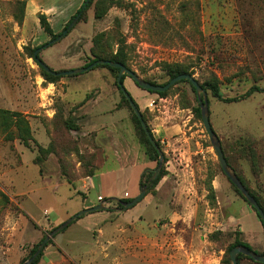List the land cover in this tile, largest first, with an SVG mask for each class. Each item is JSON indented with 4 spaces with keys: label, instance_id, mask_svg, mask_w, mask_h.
Masks as SVG:
<instances>
[{
    "label": "rangeland",
    "instance_id": "374dc122",
    "mask_svg": "<svg viewBox=\"0 0 264 264\" xmlns=\"http://www.w3.org/2000/svg\"><path fill=\"white\" fill-rule=\"evenodd\" d=\"M83 1L42 0L53 12L35 6L26 17L27 3L0 0V107L25 114L35 139L27 147L0 137V264L29 259L44 235L96 201L90 177L107 157L102 130L115 122L136 135L116 72L99 66L49 81L31 56L50 39L39 15L57 33ZM111 1L93 0L67 35L39 50L42 62L54 71L82 67L93 57L94 36L105 32L110 49L121 47L145 80L164 83L168 65L180 64L202 84L217 80L225 97L264 87V0ZM133 83L126 76L123 85L136 102L138 93L147 102L139 107L160 140L168 173L127 209L115 199L77 217L38 264H227V247L237 237L264 252V227L224 173L194 111L191 84L177 82L160 95ZM205 87L231 168L264 204V91L224 101ZM37 144L52 150L38 162ZM108 152L106 166H117L116 152Z\"/></svg>",
    "mask_w": 264,
    "mask_h": 264
},
{
    "label": "trees",
    "instance_id": "16d2710c",
    "mask_svg": "<svg viewBox=\"0 0 264 264\" xmlns=\"http://www.w3.org/2000/svg\"><path fill=\"white\" fill-rule=\"evenodd\" d=\"M84 2H85V0L82 2L81 6L76 11V13L65 24L64 28L61 31L57 32V33L53 31L50 23L47 20L46 14L45 13H41L39 15L40 24L44 28V30L50 35V39L47 42H45L44 44L36 46L31 51V56L34 58V60L38 64H39L40 61H42V59L40 58V51H38L36 53V50L40 49V48H43L44 45L48 44L49 41H51L52 39L57 38L59 35H62V36L67 35L68 32L70 31V29L67 31V33L63 34L64 30L67 29V27L70 24V22L73 20V18L78 13L81 12V15H80L79 19L84 17V10H86L92 4L93 0H90L86 7L83 6ZM112 2L113 1L108 0V5H112ZM26 3H27L26 0H22L21 4H22L23 8H25ZM98 3H100V2H97L96 6H95V16L99 18V17H101L103 15V10H100V6H99ZM118 42H119V44L121 43L120 41H118ZM110 46H111V40L109 38V34H107L105 32L97 33L94 36V38H93V47L91 49L93 57L90 59V61L86 62L84 64V66H87V65L91 64L92 62H94V61H96L98 59H107V60L121 62L124 65L130 67L128 65V57H127L126 52H124L121 49V47H119L114 52V51H112L110 49ZM99 66L107 67L111 71L116 72V74H115L116 81L115 82H116V85H117L118 89L120 90V93H121L122 97L124 98L125 102L127 103V105L130 107V109L132 111L136 136H137V138H138V140H139V142H140V144H141V146L143 148V151L146 153L147 157L150 160L156 161V166L154 168H145L143 170L142 174H141V177H140V189L142 187H146L147 194L150 193V192H154L155 188L158 185V183L160 182V180L168 173V171L166 170L165 164L159 170V172L155 175V168L158 166V163H159V151L155 147V145L153 144L151 139L148 137L145 129L142 126V123H141L139 117L133 111V109H132V107L130 105V102L128 101V99L124 95V92L121 90V85L117 82V76H118L119 68L113 67V66H111L109 64H98L95 67H99ZM40 67L42 69V73L45 75V77L49 81H55L56 79H58V78H60L62 76V75L51 74V73L47 72L42 66H40ZM181 73H190L191 75H193V73L190 70H188V68L184 67L183 65H180V64H178V65H168V74L170 76L169 80L171 78L181 74ZM126 76H128V75L127 74H123L122 77H121L122 85H123V82H124V79L126 78ZM168 81H166L164 83H156V82H152V81H150V82L151 83H155V84H166ZM181 81H188L191 84V82L189 80H187V79H181L178 82H181ZM202 85H204V86L207 85L209 87V89H211L213 95H215L216 97H218L219 99L224 100V101H235V100H239V99H242V98H246V97L250 96L251 94H253L255 91H264V87L259 86V85H252L246 92H244L243 94H241L239 96L225 97V96H223L221 94L220 86H219V83H218L217 80L210 81V82L207 81L206 83H204ZM191 87H192L193 91L195 92V88L193 87L192 84H191ZM169 89H167L165 91H150V90H147V89H145V90H147L149 92H153V93H158V94L161 95V94H165L166 92H168ZM131 97H132V95H131ZM132 99L136 103V105L139 107V105L135 101V99L133 97H132ZM139 109H140V107H139ZM140 111H141V109H140ZM194 111L198 115V117L201 118V112H200V105L199 104H197V106L195 107ZM141 113H142V116H143L144 120L147 122L144 113L142 111H141ZM148 128H149V131L151 133V136L154 138V140L156 141V143L160 147L161 146L160 140L157 139L154 136V134L152 132V129L150 128L149 125H148ZM0 137L5 139V140H8V141H13L15 139H19L27 147L31 146V142H35V139H34V136H33V132H32V128H31V125H30V122H29V119L27 118V116L25 114H23L22 112H20V111L10 110V109H6V108H2V107H0ZM37 150H38V154H37V156L35 158L36 162L41 161L44 156H46L47 154L52 152L50 146L49 147H44V146L38 145V144H37ZM225 157H226V155H225ZM226 159H227V157H226ZM166 161H167V157L165 156V162ZM227 161H228V159H227ZM228 163H229V161H228ZM239 178H240V176H239ZM241 181L248 188V186L245 184V182L242 179H241ZM233 186L236 188L238 193L240 195H242L241 192L238 190V188L234 184H233ZM249 191L251 192V194L253 196H255V198L258 200V202L260 203V205L264 209V204L262 203L260 198L252 190L249 189ZM210 192H211V197L214 199V192L215 191H214V188L212 186L210 187ZM131 199L132 198H121L118 201L116 200L117 201L116 204H117L118 207H122V202L130 201ZM111 201H114V199L111 200ZM251 207L254 209V207L252 205H251ZM255 212H256V210H255ZM256 214H257V212H256ZM257 216L259 217V219H260V221H261V223L263 225V222H262L260 216L258 214H257ZM263 227H264V225H263ZM45 236L46 235H44L42 237V239L38 243H36L34 245V247L32 248V250L29 253V258L32 257V255L37 250L39 244L43 241ZM51 240L52 239H50L48 241V243L45 245V247L51 242ZM238 245H244V246H247V247H251L248 242H246V241H244L242 239H239L237 237L235 239V241H233L227 247V254H226V257H225V263H227V264L232 263V260H231V257H230V251H231V249L233 247L238 246ZM44 248H43V250H44ZM43 250L31 261L30 264H38L39 263V261H40V259L42 257V254H43ZM261 254H264V252H262ZM243 259H249V260H251L252 262H254L256 264H264L263 262L255 261L254 259H252L251 257L245 255L244 253H238L237 254V261H238L239 264H243L242 263Z\"/></svg>",
    "mask_w": 264,
    "mask_h": 264
},
{
    "label": "water",
    "instance_id": "95a60500",
    "mask_svg": "<svg viewBox=\"0 0 264 264\" xmlns=\"http://www.w3.org/2000/svg\"><path fill=\"white\" fill-rule=\"evenodd\" d=\"M89 1L90 0H85L83 6L86 7L87 4L89 3ZM80 15H81V12L78 13L73 18V20L68 25L67 29L64 30L63 34L67 33V31L75 25V23L78 21ZM61 37H62V35H59L57 38L52 39L51 41H49L48 44L44 45L43 47H46V46L56 42ZM40 49H37L36 53ZM98 64H109L113 67L119 68L118 76H117V82L121 85V90L124 92V95L126 96L128 101L130 102V105H131L133 111L139 117V119L142 123V126L145 129L148 137L151 139V141L153 142V144L155 145V147L159 151V163H158V166L155 168V175L159 172V170L163 166L165 156H164L162 150L160 149V147L158 146V144L156 143V141L154 140V138L151 136L148 125H147L146 121L144 120L139 107L133 101L130 93L127 91V89L124 87V85H122L121 77L123 74H127L128 76H130L134 80V82L138 86H140L144 89L150 90V91H165V90L169 89L171 86H173L174 84H176L181 79L189 80L191 82V84L193 85V87L195 88V92L197 94L198 102L200 105L201 119H202L203 125L205 127V130H206L209 138H210L212 146H213V148L217 154L219 163H220L224 173L228 176L230 181L238 188V190L241 192V194L244 196V198L254 207V209L256 210L257 214L260 216V218L263 222V225H264V209L260 205L258 200L255 198V196H253L251 194V192L249 191V189L243 184L241 179L238 177V175L235 173V171L231 168L230 164L228 163V161L225 157V153H224L222 144H221V140H220L218 134L216 133V131L214 130L212 123H211L209 99H208L206 87L204 85H202L193 75H191L190 73H181V74L171 78L166 84H155V83H151L148 80L143 79L133 69L124 65L123 63L117 62V61H112V60H107V59H98V60L92 62L91 64L87 65V66H82V67H78V68L71 69V70H65V71H54L50 67H48L45 63H43L42 61L39 62V65H41L47 72L54 74V75L76 74V73H80V72H84L86 70H89ZM146 194H147L146 187H142L140 189V193L137 196L132 198L130 201L122 202V209H127V208L137 204L139 201H141L145 197ZM115 199L120 200V198H117V197ZM104 208H105V204L103 202H101L97 205L81 209L77 213L71 215L64 222L60 223L55 228H53L48 234H46L43 241L39 244L37 250L34 252V254L32 255L31 258H29V259H27L24 262H21L19 264H30L31 261L43 250V248L45 247V245L48 243V241L50 239H52L56 234L61 232L65 227H67L69 224H71L80 215H82L84 213L92 212L95 210L104 209ZM238 253H244L245 255L251 257L255 261H259V262L264 263V254L257 252L256 250L252 249L251 247H247L244 245H238V246L233 247L230 251V257H231L233 264H239L237 261V254Z\"/></svg>",
    "mask_w": 264,
    "mask_h": 264
},
{
    "label": "crops",
    "instance_id": "0c3cea01",
    "mask_svg": "<svg viewBox=\"0 0 264 264\" xmlns=\"http://www.w3.org/2000/svg\"><path fill=\"white\" fill-rule=\"evenodd\" d=\"M41 1L42 0H29L27 2L26 17L28 16L29 12H32L35 6L44 7L41 4ZM44 8L46 10H50V12H53V9H55L52 5H46ZM63 18L65 17L63 16ZM141 95L142 93H138L136 95V99L138 105L143 107L146 106L147 102H141L139 100ZM122 128V126L112 122L107 126L106 130H102V136L105 133L107 134V142L104 143L107 157L104 163L101 165V168L95 173L94 176L90 177L97 197L96 201L90 199L91 204L85 205V208L94 206L93 204L97 205L101 202L104 204H110L112 203L111 200H115L116 197L120 199L134 198L140 193V177L143 170L145 168H154L156 166V161L150 160L143 151L137 136L131 131L129 133H125ZM163 132H165V130ZM153 133L154 135L156 134L154 129ZM108 149H114L116 152L117 166H106V162H108L111 158ZM127 170H132V172L127 173ZM148 195L149 194L146 195L147 198ZM205 263H207V260H205Z\"/></svg>",
    "mask_w": 264,
    "mask_h": 264
}]
</instances>
